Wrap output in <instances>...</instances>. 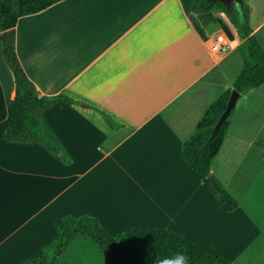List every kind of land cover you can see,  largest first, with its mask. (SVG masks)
Listing matches in <instances>:
<instances>
[{"label":"crops","instance_id":"obj_1","mask_svg":"<svg viewBox=\"0 0 264 264\" xmlns=\"http://www.w3.org/2000/svg\"><path fill=\"white\" fill-rule=\"evenodd\" d=\"M194 1L63 0L18 19L16 55L38 95L78 103L41 113L66 163L41 144L5 138L15 91L0 0V264L38 258L67 215L94 217L111 235L165 229L212 245L233 264H264V85L238 98L210 164L237 210L223 213L180 156L243 68L235 28L217 14L232 40L213 23L202 40L190 22ZM242 2L264 51V0ZM220 35L230 44L224 53L211 48Z\"/></svg>","mask_w":264,"mask_h":264},{"label":"trees","instance_id":"obj_2","mask_svg":"<svg viewBox=\"0 0 264 264\" xmlns=\"http://www.w3.org/2000/svg\"><path fill=\"white\" fill-rule=\"evenodd\" d=\"M60 1L63 0H1L2 55L13 76L15 91V98L9 105L5 138L13 143L41 144L50 154L69 163L68 156L46 126L41 113L59 102L70 106H78V103L63 95L40 97L27 78L15 51L14 29L18 19L41 12ZM216 3L220 13L227 18L242 40L238 51L243 60V68L232 88L222 93L204 112L194 132L183 143L180 156L212 193L218 208L223 213H231L238 209V202L215 177L213 179L217 188L213 187L207 177L211 174V161L219 152L230 129L235 107L230 110L214 136L212 132L225 113L232 90L242 96L264 85V51L251 36L247 5L244 4L242 10H230L222 3ZM214 5L210 0H195L190 22L204 41L208 40L206 27L211 23L220 26L232 40L233 36L223 18L213 15ZM55 227L57 236L44 247L41 255L19 264H233L212 245L165 229L134 227L111 235L96 218L87 215L61 217L55 221ZM74 244L78 249L72 252Z\"/></svg>","mask_w":264,"mask_h":264},{"label":"water","instance_id":"obj_3","mask_svg":"<svg viewBox=\"0 0 264 264\" xmlns=\"http://www.w3.org/2000/svg\"><path fill=\"white\" fill-rule=\"evenodd\" d=\"M220 2L226 7V9H229L230 7H238L240 10H242L243 8V2L242 0H220ZM240 97V94L235 91L232 90L230 97H229V101L227 103V107L225 110V113L223 114V116L221 117V119L219 120V122L217 123V125L215 126L213 132H212V136H214L216 134V132L218 131L219 127L221 126V124L225 121L227 115L229 114L230 110L233 109L236 105V102L238 100V98ZM208 180L210 181V183L213 185L214 188H217L213 176L212 174L208 175Z\"/></svg>","mask_w":264,"mask_h":264},{"label":"rangeland","instance_id":"obj_4","mask_svg":"<svg viewBox=\"0 0 264 264\" xmlns=\"http://www.w3.org/2000/svg\"><path fill=\"white\" fill-rule=\"evenodd\" d=\"M213 4H215L214 5V8H213V13L215 14V15H217V14H221L220 13V7L217 5V0H210ZM236 8H238L237 6H236ZM231 10H233L232 8H230ZM226 18V17H225ZM239 107H242V103L241 102H239V104H238V108ZM264 108V107H263ZM260 118H263V117H260ZM250 178V180L249 181H255L254 180V178L251 180V177H249ZM259 182L261 183V184H264V173H262V174H260V176H259ZM259 201H260V206L259 207H264V189H261V192L259 193ZM253 202H255V200L253 201ZM262 211H264V209H262ZM87 241V240H86ZM89 244H90V242H89ZM90 246H92L91 244H90ZM93 247H95V246H93ZM76 249H78V247H77V245H75L74 244V246H72V252H75V250ZM98 251V250H97ZM98 254H100L99 252H98Z\"/></svg>","mask_w":264,"mask_h":264},{"label":"built area","instance_id":"obj_5","mask_svg":"<svg viewBox=\"0 0 264 264\" xmlns=\"http://www.w3.org/2000/svg\"><path fill=\"white\" fill-rule=\"evenodd\" d=\"M211 48L217 53H224L229 49V42L225 36H214L211 40Z\"/></svg>","mask_w":264,"mask_h":264},{"label":"flooded vegetation","instance_id":"obj_6","mask_svg":"<svg viewBox=\"0 0 264 264\" xmlns=\"http://www.w3.org/2000/svg\"><path fill=\"white\" fill-rule=\"evenodd\" d=\"M218 1H220V0H218ZM231 8V7H230Z\"/></svg>","mask_w":264,"mask_h":264}]
</instances>
